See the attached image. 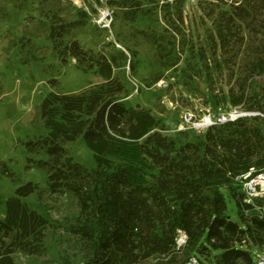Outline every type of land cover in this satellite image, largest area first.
<instances>
[{
  "label": "trees",
  "instance_id": "obj_1",
  "mask_svg": "<svg viewBox=\"0 0 264 264\" xmlns=\"http://www.w3.org/2000/svg\"><path fill=\"white\" fill-rule=\"evenodd\" d=\"M33 1L48 23L56 57L62 63L72 58L103 79L79 92L47 95L39 134L25 142L27 166L44 173L47 189L78 199L79 212L64 232L78 264H184L190 256L205 264H252V247L264 250V215L260 200L246 201L240 176L264 170V0L201 1L211 25L206 37L177 46L186 53L181 75L189 90H199L196 81L204 78L207 100L215 106L241 105L259 114L210 126L202 135L181 132L180 138L167 134L151 109L126 105L128 89L114 73L115 55L69 37L88 22L86 10L69 0ZM107 1L131 22L153 11L143 0ZM167 6H159L161 34L148 36L163 59L165 51L170 58L176 54L175 42L164 40L167 25L178 31L176 24L184 22V0ZM120 54L126 58L124 50ZM224 74L228 90L218 94L215 83ZM78 140L94 151V166L68 153L67 145ZM1 166L15 180L7 164ZM38 188L29 180L7 199L0 264H14L18 251L44 253L48 220L22 200ZM230 202L237 219L229 213ZM179 230L187 236L181 248Z\"/></svg>",
  "mask_w": 264,
  "mask_h": 264
},
{
  "label": "rangeland",
  "instance_id": "obj_2",
  "mask_svg": "<svg viewBox=\"0 0 264 264\" xmlns=\"http://www.w3.org/2000/svg\"><path fill=\"white\" fill-rule=\"evenodd\" d=\"M69 1L89 13L88 22L74 29L69 37L80 40L96 52L104 50L109 57L115 55L114 73L123 78L128 89L124 102L128 106L141 104L151 109L165 123L167 134L176 138H180L181 132H188L189 137L202 135L205 128L199 129L188 122L189 114L200 120L209 110L224 113L242 108L241 105L232 107L229 103L215 106L209 102L204 78L196 81L199 86L196 92L183 84L181 68L186 53L182 54V46H177L184 39L196 44L206 37L211 25L199 6L203 0H184V22L176 24L178 31L167 25L164 40L175 42L176 54L170 58L165 51L164 59L148 36L160 35L165 26L159 6L167 4L169 8L177 0H157L153 4L143 0L146 8L153 11L150 16H138L134 22L123 19L119 8L107 0ZM107 11L112 14L108 27L99 22L102 13ZM48 32V23L33 0H0V217L6 215V201L16 194L17 185L31 180L39 188L22 200L48 220L44 253L37 256L18 251L14 254V264L79 263L64 233L65 226L79 212L78 199L69 192L52 193L47 189L44 173L27 166L30 154L25 142L39 134V110L47 95L53 91L79 92L103 79L80 69L72 58L62 63L52 49ZM122 50L126 58H121ZM52 80L57 84H52ZM215 85L218 94L226 92L227 76L217 78ZM67 148L74 159L94 166V151L85 141L69 143ZM3 163L14 172L15 180L2 172ZM242 182L245 190L246 180L242 178ZM258 200L263 204L259 211L264 214V198ZM229 213L237 219L234 202L229 203ZM252 253L254 258L264 256V250L256 247H252Z\"/></svg>",
  "mask_w": 264,
  "mask_h": 264
},
{
  "label": "built area",
  "instance_id": "obj_3",
  "mask_svg": "<svg viewBox=\"0 0 264 264\" xmlns=\"http://www.w3.org/2000/svg\"><path fill=\"white\" fill-rule=\"evenodd\" d=\"M112 21V14L111 12H103L99 22L104 26H110ZM259 114L257 111H247L242 108L238 109L235 108L230 110L229 112H211L210 110L202 116L200 120H196L193 115L189 114L187 116V121L195 124L194 126L197 128H208L213 125H218L225 123L227 121H234L240 117L249 116ZM254 170L251 169L247 173L240 176V178H244L245 182V194H246V201L248 203H254L256 199L264 198V170L254 174ZM263 208V204L259 210ZM264 215V214H262ZM187 241L186 234L179 230L178 237L176 239L177 247L181 248L185 246ZM184 264H205L196 256H190ZM252 264H264V256L260 255L257 258H254Z\"/></svg>",
  "mask_w": 264,
  "mask_h": 264
}]
</instances>
